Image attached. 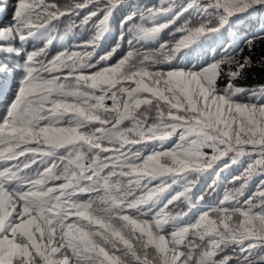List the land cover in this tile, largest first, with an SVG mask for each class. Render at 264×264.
I'll use <instances>...</instances> for the list:
<instances>
[{
  "label": "snow or ice",
  "instance_id": "6c2138e0",
  "mask_svg": "<svg viewBox=\"0 0 264 264\" xmlns=\"http://www.w3.org/2000/svg\"><path fill=\"white\" fill-rule=\"evenodd\" d=\"M257 67L264 0H0V264H264Z\"/></svg>",
  "mask_w": 264,
  "mask_h": 264
},
{
  "label": "trees",
  "instance_id": "16d2710c",
  "mask_svg": "<svg viewBox=\"0 0 264 264\" xmlns=\"http://www.w3.org/2000/svg\"><path fill=\"white\" fill-rule=\"evenodd\" d=\"M60 2H63V0H60ZM145 2H149V3H154L155 0H145ZM86 38V37H85ZM166 38V37H165ZM259 49L257 50V52L259 53ZM261 80H264V72H262L259 67H257L254 71H252L250 73V76H249V80H248V83H252V84H255ZM255 184V182H254ZM231 185H229L230 187Z\"/></svg>",
  "mask_w": 264,
  "mask_h": 264
}]
</instances>
